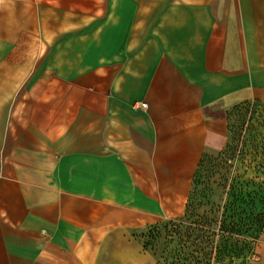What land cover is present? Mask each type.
<instances>
[{"label": "crops", "instance_id": "obj_1", "mask_svg": "<svg viewBox=\"0 0 264 264\" xmlns=\"http://www.w3.org/2000/svg\"><path fill=\"white\" fill-rule=\"evenodd\" d=\"M235 125L264 176V0H0V264H167Z\"/></svg>", "mask_w": 264, "mask_h": 264}, {"label": "rangeland", "instance_id": "obj_2", "mask_svg": "<svg viewBox=\"0 0 264 264\" xmlns=\"http://www.w3.org/2000/svg\"><path fill=\"white\" fill-rule=\"evenodd\" d=\"M229 133L227 143L203 159L185 217L145 237L167 264H251L264 240V176L234 174L240 125Z\"/></svg>", "mask_w": 264, "mask_h": 264}, {"label": "built area", "instance_id": "obj_3", "mask_svg": "<svg viewBox=\"0 0 264 264\" xmlns=\"http://www.w3.org/2000/svg\"><path fill=\"white\" fill-rule=\"evenodd\" d=\"M140 105L143 106V107H146V106H147V103H146L145 101H142V102L140 103Z\"/></svg>", "mask_w": 264, "mask_h": 264}, {"label": "trees", "instance_id": "obj_4", "mask_svg": "<svg viewBox=\"0 0 264 264\" xmlns=\"http://www.w3.org/2000/svg\"><path fill=\"white\" fill-rule=\"evenodd\" d=\"M235 176H237V175H235Z\"/></svg>", "mask_w": 264, "mask_h": 264}]
</instances>
